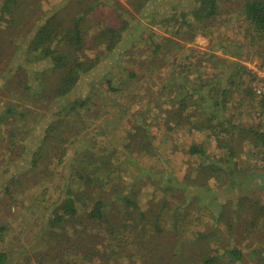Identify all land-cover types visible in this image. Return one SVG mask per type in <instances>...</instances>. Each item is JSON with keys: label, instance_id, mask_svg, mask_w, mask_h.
I'll return each mask as SVG.
<instances>
[{"label": "rangeland", "instance_id": "374dc122", "mask_svg": "<svg viewBox=\"0 0 264 264\" xmlns=\"http://www.w3.org/2000/svg\"><path fill=\"white\" fill-rule=\"evenodd\" d=\"M105 1L109 5L114 0ZM115 1L132 15H137L135 8L141 0ZM194 1L173 0L163 10L165 4L162 0H149L147 7L155 3L161 8L157 21H150V14L147 18H141L143 15L140 14V26L125 29L122 44L112 52H106V57L103 55V59L98 60L91 70L81 75L71 94L52 97L53 101L46 94L48 85L55 84L57 76L50 73L48 60L26 63L23 52L20 51L16 57L12 56V52L25 46L19 43L27 42L31 37L29 28L39 16L64 7L65 1L39 0V4L32 1L30 13L26 11L27 6H21L24 20L19 22L18 31L12 27L10 32L5 27L13 14L17 15L20 11H7L1 15L0 118L3 121L0 120V227L7 228L0 233V249L9 252V264H27L23 258L27 259L34 250L33 245L40 241L37 233L47 234L46 230H40L46 228L43 220L55 209L58 211L55 202L72 190L84 188L80 179L74 180L73 174H77L72 164L73 159L80 156L82 147L89 148L92 157L98 156L99 160L104 154L106 156L108 162L103 168L108 171L104 174L103 169L101 173L106 181L99 189L105 192L103 210L111 218H116L121 205L119 200H111L117 193L112 194L108 185L119 183L128 186L127 190L131 186L139 188V202L143 209L151 201H165L168 203L165 214L175 211L173 214L176 216L173 217L178 222V231H185L183 226H187V230L203 231L206 235L204 240L213 242L218 248L216 252H208L210 259L215 255L221 256V260L216 258L211 264H226L230 258L227 250L231 247L240 254L236 264H264V210L251 209L249 205L250 201H256L260 206L264 204V146L250 147L244 138H235L231 144L233 150L229 151L228 142L225 145L220 142L221 136L223 140L227 136L220 134L216 125L223 120L220 117L224 114H220L221 110L212 104L213 100L220 98L219 89L231 88L226 94L229 98V120L233 124L249 125L255 130L264 129V36L253 38V34L246 32V0H219L217 20L208 21L202 29H196L193 22L191 26L194 30L183 24L177 31L179 11L186 12L192 22L190 8ZM3 2L0 0V6ZM172 12H175V18L163 20L167 24L160 22ZM95 14L103 15L104 12L99 8ZM124 17L132 18L127 13ZM129 32L132 35L135 33L140 40L133 43L131 39L135 37ZM163 36L173 39L168 42ZM97 41L95 39V44ZM97 44L82 49L86 52L83 56L87 55L92 60L95 54L101 52L102 44ZM156 44L159 48L154 52ZM127 47L128 50L123 49ZM181 66L187 70L185 77L180 76ZM130 72L135 75L129 76ZM43 73L46 75L43 76ZM234 82L238 85H233ZM108 86L121 90L112 91L116 94L113 98L112 93L102 91ZM198 87H201L199 91L195 89ZM70 97L88 98L90 105L89 109H75L77 120L82 119L79 125L77 121L74 124L79 130L78 140L72 144L64 141L52 148L36 151L44 155L47 164L41 172V161L40 166L35 168L37 171L29 173L31 178L23 177L31 164V150L39 146L47 127L62 116L57 111ZM64 108L67 109V105ZM98 112L101 115H94ZM212 112L216 113V117L208 125L204 120ZM135 115L136 122L146 123L152 134L146 152L137 151L134 146L128 149L125 146L130 140L127 132L134 123L131 118L134 120ZM167 125L174 128L168 129ZM12 130L24 138L8 152L5 151L4 141L11 139L9 132ZM89 130L102 133L98 138L104 142H98L97 148L91 147L96 137H91L87 132ZM9 144L6 143V146ZM188 144L205 150L210 158L209 164L215 167L210 175L194 164L198 159L190 157ZM201 158L204 159L203 156ZM96 167L91 165L87 169L93 172ZM99 172L100 167L94 174ZM9 179L13 182L10 184L11 197L4 191ZM96 183L100 184L99 181ZM165 214L161 215L160 221L171 222L168 221L171 219H165ZM169 226L174 230L171 224ZM77 235L70 232L69 237ZM82 236L92 238L90 232ZM185 236H188V231ZM37 245L43 247L44 244L38 242ZM194 257L192 252L188 262L195 264ZM33 261L31 259L29 264Z\"/></svg>", "mask_w": 264, "mask_h": 264}, {"label": "trees", "instance_id": "16d2710c", "mask_svg": "<svg viewBox=\"0 0 264 264\" xmlns=\"http://www.w3.org/2000/svg\"><path fill=\"white\" fill-rule=\"evenodd\" d=\"M32 1L39 4V0H4L0 6V17L1 15H5L7 11H20L17 15L13 14L9 25L5 27L6 30L12 32V27L15 28V31L19 30V22L21 19L24 20V16L21 14V6H27L26 11L29 10L30 13L32 11L30 7ZM64 1V7L51 14L44 13L43 16H39L35 24L29 28V32L32 33L31 37L28 38L27 42L19 43L25 44V46H21L12 52V56L15 57L20 55V51L23 52L26 63H32L40 59L48 60V63H50V73L57 76L55 84L48 85L49 88H47L46 95L51 97H47L51 101L55 97L60 98L68 93L71 94V91L74 90L73 87L78 83L81 75L91 70L98 60L103 59V55L106 57V52L110 53L115 47L122 44L124 40L123 31L125 29L127 30L131 26V28L136 29L135 26H140L142 22L140 14L143 15L141 18H147V15L150 14L149 20L154 22L156 16L161 11V8L155 6V3L147 7L149 0L139 1L138 6L135 8L137 12L136 16L132 15L126 8L123 9L120 3L115 0L109 5L105 0ZM162 1L165 4L162 7L163 10L169 2H173V0ZM194 2L195 4L190 8L192 10V22L187 18L186 12L184 14L182 11H179V28L177 31L180 30V26L183 24L192 29L193 27L191 25L193 22L196 23V29H202V26H206L208 21L218 19L219 0H195ZM244 7L246 32L248 31L253 34V38H262L264 36V0H246ZM99 8H102L103 15L95 14ZM126 13L132 18L128 19L124 17ZM174 13L172 12V14L166 17L164 16L160 22L167 24L163 20H172V17L175 18ZM174 34L175 31L172 32V35ZM130 35L135 37V33L133 35L130 33ZM162 38L168 40V42L173 39L171 36H163ZM95 39L98 40L97 43L102 44L101 47L99 46L101 52L95 54L91 58L92 60H90L89 56L88 58L87 55L83 56L86 53L83 50L92 48L94 45H99L97 43L95 44ZM131 40L133 43H136L140 39L136 36ZM158 48L159 46L156 44L154 52H157ZM123 49L128 50L129 47ZM179 70L181 74L179 75L185 77L187 70H185L184 66H181ZM129 74V76L135 75L133 72ZM42 75L45 76L46 73ZM233 85H238V82H234ZM186 87L189 89L187 84ZM200 88L195 89L199 91ZM247 88L251 89V87ZM229 89L228 87L219 89L220 98L212 101V104L221 110L220 114H224L223 117H220L223 120L216 124L218 132L227 136L224 140L222 138L223 136H219L220 142L223 145H225V142H228L226 145L229 151L233 150L231 144L234 143L235 138L239 140L244 138L250 144V147L264 146V129L258 128L255 130L249 125L233 124L227 117V113L230 112L228 107L229 98L226 96L230 91ZM114 90H121V88H110L108 86V89L102 91L107 94L112 93L111 96L114 98L116 96L112 92ZM66 101V103L61 105V110L57 111V114H61L62 116L56 118L47 127L45 134L39 142V146L31 150V164L27 166L29 169L28 171L25 170L24 173H28L26 176L22 175L23 177L27 179L31 178L32 174L29 176V173L36 172L37 170L35 168L40 166L41 161V172L47 164L44 160V155L40 153L39 155L36 151L44 150L45 147L52 148L55 144L63 143L64 141L72 144L78 140L77 134L79 130L77 128L75 129L74 124L77 121L79 125L82 119L77 120L75 109L81 107H84V110L89 109V101L88 98L77 97H70ZM64 105H67L68 108L65 109ZM94 115H101V112L95 113ZM215 117L216 113L212 112L204 121L209 125L213 123ZM131 119L134 123L128 129L127 135L130 137V140L125 146L127 149L133 148L134 146L135 148L137 147V151L146 152L149 148L148 146L151 144L152 134L148 131L146 123L136 122L137 115L134 116L135 121L133 118ZM0 120L3 121L2 118ZM194 127H197V125ZM167 128L172 129L174 127L167 125ZM87 132L91 137H96L93 139L91 147L97 148L98 142L101 143L103 141L101 138H98L102 133L94 132V130ZM9 138L11 139L4 141L5 145L3 144L6 147L5 151L7 150L8 152L14 150L15 148L12 146L18 140L24 138V136H18L12 130L9 132ZM6 143L10 144L6 146ZM64 149L66 147L62 149V153L65 152ZM187 151L190 157L194 156L195 159L200 160H197L194 164H197L198 168L206 175H210L215 167L209 164L208 160L210 158L206 155L205 150L200 146L188 144ZM79 152L80 156L75 157L72 161L74 169L76 168L75 173L77 174V176L75 174L73 176L75 177V181L81 180L84 188L81 190H72L68 195H64L62 199L55 202L58 206V211L56 212L55 209L52 215L50 214L46 218L44 217L46 220H43V222L46 223V228L40 229L41 231L46 230L45 232L47 234L37 233V236L40 237V241L38 242H42L44 244L43 247L37 245V242L32 247L34 250H31V254L27 256V259L23 258V261L27 262V264H29L31 259H34L31 264H191L187 259L192 252L193 255L195 254L193 259L195 264L197 260L199 261L197 264H211L216 258L217 260H221V256L217 257L215 255L212 257V260L208 256L209 251L216 252L218 248L213 242L209 243L204 240L206 235H204L203 231L199 229L195 231L187 230V226H183L186 229L185 231L177 230L176 225L178 222L174 220L176 214H173L175 211L169 215L165 214V207L168 204L165 201L164 203L156 200L155 202L151 201L143 209L140 205L141 201L139 202V188H131V186L127 190L128 186L125 187L119 183H111L108 185L112 190V194L117 193L111 200H119L118 203L121 205L118 209V214L115 215L116 218H111L103 210L105 206L103 193L105 192L101 188L99 189V187L105 185L104 182L106 181V177L103 179L101 174L108 162L106 156L104 154L101 160H99L100 158L98 156L92 157L93 154H90L91 150L89 148L84 147ZM91 165L97 166L93 172L89 171ZM99 167V174H94ZM9 180L7 185H4V191L7 196L11 197L10 184H13V182L12 179ZM98 181L100 184L96 183ZM108 190L110 191V189ZM249 205L251 209L259 208L264 210V204L260 206L256 201H250ZM181 213L182 215L185 214V212ZM162 214L166 215V220L171 219L168 220L171 222L167 223L165 221L162 223L160 221ZM185 222L186 219L184 218ZM169 224H171L174 230L171 229ZM6 228L1 226L0 233ZM187 231L188 236L186 237L185 234ZM70 232L78 235L71 238L69 237ZM85 232H87V235L90 232L92 238L82 236ZM79 233L83 234L80 235ZM227 253L228 257L230 254V258L226 264H236L240 259V254L234 247L227 250ZM10 259L9 252L1 248L0 264H9ZM184 260L185 263H183Z\"/></svg>", "mask_w": 264, "mask_h": 264}]
</instances>
